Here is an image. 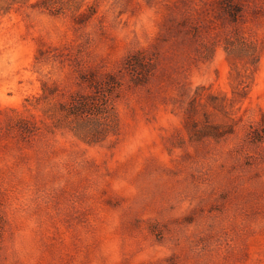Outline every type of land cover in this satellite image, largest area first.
<instances>
[{
  "label": "rangeland",
  "instance_id": "obj_1",
  "mask_svg": "<svg viewBox=\"0 0 264 264\" xmlns=\"http://www.w3.org/2000/svg\"><path fill=\"white\" fill-rule=\"evenodd\" d=\"M38 1L0 0V264H264V0Z\"/></svg>",
  "mask_w": 264,
  "mask_h": 264
},
{
  "label": "trees",
  "instance_id": "obj_2",
  "mask_svg": "<svg viewBox=\"0 0 264 264\" xmlns=\"http://www.w3.org/2000/svg\"><path fill=\"white\" fill-rule=\"evenodd\" d=\"M53 4L54 0H39L36 4L39 8L50 9V4ZM140 61L137 55V52H133L130 54L123 63V68L130 69L138 68L140 66ZM117 72H110L104 75V93L106 96L112 98V94L114 91H119L122 88V84L120 83L121 77H119ZM108 88V89H107ZM111 89V91H109ZM114 90V91H112ZM100 94H93L92 97L86 98L82 101H73L71 104V116L73 118V127L72 129L77 132L78 135L82 137V139H88L92 141H97L103 138L106 130L109 131L110 124L113 120L112 112L104 109H91V103L100 99ZM101 115L103 117H101ZM79 128V129H77ZM108 128V129H107ZM113 129V127H111ZM77 130V131H76ZM80 130V131H79Z\"/></svg>",
  "mask_w": 264,
  "mask_h": 264
}]
</instances>
